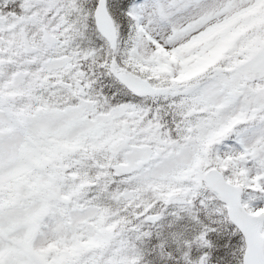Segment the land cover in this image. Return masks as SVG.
<instances>
[{
  "label": "snow or ice",
  "instance_id": "1",
  "mask_svg": "<svg viewBox=\"0 0 264 264\" xmlns=\"http://www.w3.org/2000/svg\"><path fill=\"white\" fill-rule=\"evenodd\" d=\"M0 264H264V0H0Z\"/></svg>",
  "mask_w": 264,
  "mask_h": 264
}]
</instances>
